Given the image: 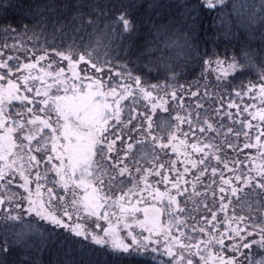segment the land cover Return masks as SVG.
Masks as SVG:
<instances>
[{"label": "snow or ice", "instance_id": "snow-or-ice-1", "mask_svg": "<svg viewBox=\"0 0 264 264\" xmlns=\"http://www.w3.org/2000/svg\"><path fill=\"white\" fill-rule=\"evenodd\" d=\"M163 7L165 5L157 0H41L27 9L21 4L0 5L5 14L12 9L26 10L34 17V23L47 24L49 14H55L52 22L61 29L72 26L73 31H87L89 35L100 30L107 36L126 35L129 38L138 30L136 11L143 8L147 13L150 10L159 11ZM236 7L233 0H173L167 5L170 13L167 24L161 25L149 20L155 33L153 41L131 45L127 54L136 55L139 60L141 56L149 55L153 49L158 51L155 40L159 38L166 44L169 40L171 45L179 43L186 56L200 59L205 66H209L212 61L203 60L199 45L207 42L201 36V33L207 35L204 9L215 10L214 27L222 37L233 35V28L242 26L246 29V39L240 45L244 52L243 65L252 68L255 62L261 66L258 93L264 103V0L258 17L254 10L246 19L239 12L233 17ZM61 16L63 19L59 18ZM14 31L16 29L9 26L5 29V34ZM169 33L172 35L169 36ZM256 33H259L258 38ZM253 40L258 44L255 52H251ZM3 47L7 48V43ZM13 49L19 50L15 44ZM56 54L62 61H67L70 76L63 67L51 71L52 63L42 66L41 62L49 59L46 54L33 53L34 59L20 63L19 57H5V53L0 51V207L5 208L0 219L6 224L8 221H22L23 213H27L52 226L46 234H40L38 243L32 239L37 232L32 221L21 229L6 226L0 234V264H42L40 258L45 251L52 257L48 264H134L135 257L142 256L149 249L156 253L161 248V255L169 257L164 264H194V256H199L200 264H240L234 258H225V242L238 240L239 242L230 246L233 253H238L241 247H252L250 243L243 241L245 236L254 233L246 230L248 226H239L246 218L244 215H236L234 204L246 202L247 197L254 193L260 197L259 203L264 207V164L256 165L248 172L230 167L229 162L216 154L219 148L211 137L189 145V134L183 132V138H179L177 133L181 132L184 123L192 126L191 113L188 117L176 115V125L167 120L157 123L156 126L162 132H167V142L164 137L153 134L152 115L157 109L168 111L165 96L170 95L172 100L178 99L174 86L163 88L159 84H149L141 76L133 75L126 64H121V71L114 73L120 78V83L106 86L102 77H81L79 66L84 64L94 69L95 73H103L104 65L111 64L110 60L99 62L87 47L78 57H73L70 48L67 52L57 51ZM14 60L15 64L10 63ZM222 63L216 61L218 67ZM237 67L238 63L234 58L229 70L234 71ZM111 72L112 69L109 68V73ZM227 74L225 71L221 72V76ZM85 80L88 83H83ZM35 82H38V86ZM243 87L247 93L257 91L256 85L251 81ZM244 94L243 88L235 92L237 97ZM191 95L198 96L199 93L191 92ZM140 99L149 102L152 115L137 111L134 105ZM128 100L132 101V106L124 104ZM180 106L183 107L182 100ZM196 107L203 108L204 105L198 103ZM125 108L129 109L127 121L122 119ZM227 108H236L239 116L238 104L230 102ZM215 111L220 114L219 110ZM243 111L248 112L249 108L245 107ZM228 116L232 118V113L229 112ZM138 117H143V121L134 125L132 122ZM257 118L264 122V110L252 115L253 120ZM239 123L240 130L229 128L228 132L237 138L243 136V149L256 148L259 156L264 158V140L261 139L264 137V127L260 128L253 143L250 136L253 128L251 122L241 120ZM197 124L206 125L198 128L200 133L217 131L208 119L200 121L199 113ZM113 128H117V131L110 132ZM124 128H128L127 141L124 140ZM133 131L140 134L139 138L132 135ZM117 141H121L119 149L116 147ZM189 147L193 152L202 154L199 160L191 159L187 152ZM227 147L243 151L239 149L238 143L234 145L229 142ZM168 148L184 157L181 161L184 164L183 173L178 172L176 161H171L167 166L169 172L176 173L174 180L165 174L166 165L159 162L160 156L156 152V149ZM210 156L233 173L229 178H225L222 171L219 173V211L225 213L227 227L224 231L217 227V210L205 204L211 218L204 216V223L200 226L194 224L190 231L182 230L186 228V222L177 213H185L187 210L180 206L177 197L187 191L181 187L182 183H187L184 177L190 171L189 165L192 169L205 165ZM130 158L136 164V172L141 173L138 178L132 177L126 163ZM141 160L146 163L150 161L151 167L141 168ZM232 163L242 162L237 160ZM42 164L45 166L43 172L40 171ZM207 171V166L201 168L196 179L199 180ZM50 172L54 173L51 177L53 185L59 184L65 194L71 192L70 200L66 201L64 195L57 196L54 187L47 188V202L42 198L41 188L49 180ZM217 173V167H212L213 178ZM126 174L132 187L125 191L124 181L118 178ZM149 175L160 177L161 182L165 185L170 183L171 188L165 192H161L159 188L154 189L148 181ZM34 181L35 195L30 188ZM215 182L213 179V183ZM14 184L23 189V193L14 192L11 187ZM113 186L121 188L118 196L111 191ZM245 189H251V192L241 196L240 193ZM145 193L153 203L141 208L139 205L144 203ZM198 194L193 185V195ZM212 195L215 199V190ZM133 196H138L139 199L133 202ZM233 197L236 198L235 202ZM53 201L59 202V211ZM25 202L27 207H23ZM230 205H233V214L228 216L227 209ZM138 213H142V218ZM84 217L94 218L95 221L103 220L107 227H101L97 223L89 231L79 222ZM163 217H167V223L163 222ZM113 218L115 223L111 222ZM248 219L252 220V228H259L261 239L255 243L264 248V220L257 221L251 216ZM233 223L238 226L233 228ZM121 228L126 231L131 243L125 242L121 237ZM56 229H62L69 235L64 236ZM197 233L201 236L198 237ZM14 254H19V258L12 259ZM249 264H264V258L260 261L249 258Z\"/></svg>", "mask_w": 264, "mask_h": 264}, {"label": "trees", "instance_id": "trees-1", "mask_svg": "<svg viewBox=\"0 0 264 264\" xmlns=\"http://www.w3.org/2000/svg\"><path fill=\"white\" fill-rule=\"evenodd\" d=\"M41 2V0H0V5L6 6L8 3L21 4L24 9H27L30 5H35ZM158 3H163L165 7L160 8L159 11H149L145 12L143 8L135 12V17L138 22L137 33L132 37L117 36H107L102 31L97 30L94 34L89 35L87 31L81 32L79 30L73 31L72 26H66L61 29L53 24V19L55 14H49V19L47 24L34 23V17L30 16L28 12L12 9L8 13H4L2 8H0V51L7 55H12L14 57H19V62H29V59H34L33 53L36 55L46 54L49 59L45 60V64L61 62L60 57L56 54L57 51L67 52L70 48L73 57H78L82 54L85 47L88 51L93 52V58L99 60L103 63L105 60H110L111 64L104 65L103 73H95L94 69L90 66L81 64V74L82 76L88 75L93 77H102L104 84L116 85L120 83V78L115 76L114 73L121 71L119 67L121 64H126L127 68L132 71L133 75L141 76L142 80L149 84H159L163 88H168L172 85L177 90V100H172L171 96H165L168 101L166 107L168 111H162L157 109L155 114L152 115L149 102L140 99L134 107L138 112H147L152 115L153 119V134L158 137H164L165 142H167V132H162L156 125L160 121H170L173 125L178 122L174 119L176 115L181 117H188L191 113V119L193 121L190 127L188 123H184L181 126V132L177 133L179 138H183L182 133L187 132L189 135L187 137L188 144L196 143L197 141H202L206 137H211L212 142L216 144L219 151L216 153L221 157L222 160L229 162L230 167H236L240 171L248 172L250 168L264 164V158L259 156L256 148L243 149V141L245 138L243 136L236 137L232 133L228 132L229 128L235 130L241 129V124L239 121L244 120L246 123L251 122L253 128L250 130V136L252 137V142H255V136L261 127H264V122H261L258 118L253 120L252 115L257 111L264 110V103L261 102L259 97L258 88L260 83L261 66L258 63L253 62L252 68H246L243 65L242 57L244 52L241 51L240 45L246 39L244 36L245 28L242 26L239 28H233V35L227 37H222L214 27V17L215 10L209 11L204 9V26L207 28V35L204 36L201 33L203 39L207 42H201L199 45V53L203 57V60H211L212 63L209 66H205L200 59H193L185 55V51L180 44L171 45V41L168 44L164 40L156 38L155 44L158 46L159 50L153 49L149 55L141 56L139 60L136 55H128L130 46L134 44L144 43L148 44L153 41L154 30L152 29V23H159L161 25L168 23L169 9L167 5L172 3L173 0H157ZM236 4V9L233 11V17L236 16V12H239L241 17L246 19L248 15L254 10L257 17L259 16V9L262 0H233ZM63 19V17H59ZM149 20L152 23H149ZM218 23V21H216ZM235 23V21H234ZM11 26V28L16 29L14 32H9L5 34V29ZM172 34L169 33V36ZM258 38L259 33H256ZM176 39L179 41V37ZM99 40V44L97 41ZM7 43L8 47L5 48L3 45ZM16 45L19 50H14L13 45ZM253 47L251 52L257 50L258 44L256 40L252 41ZM30 50V51H28ZM205 53H207L205 55ZM215 53V55H213ZM235 58L238 63V67L234 71L229 70V65L233 63ZM222 61L221 66H217L216 61ZM15 64L16 61L10 62ZM109 68L112 72L109 73ZM2 71V70H0ZM225 71L228 74L221 76V72ZM111 76V79H109ZM220 77V79H217ZM249 81L256 85L257 91L254 93H247L246 88L243 86L248 85ZM88 83L87 80L84 81ZM182 86V87H181ZM243 88L246 94L242 97H237L235 95L236 91H240ZM191 92H198V96H192ZM31 95V94H30ZM163 95V93H161ZM183 102V107L180 106V101ZM235 103L239 105L240 113L237 116V109H228V103ZM201 103L204 105L203 108H197L196 105ZM124 104L132 106V101H125ZM245 107L249 108L248 112H244ZM215 110H219L218 115ZM232 113V118H229L228 113ZM199 113L200 121L208 119L209 122L213 123L214 128L217 131L200 133L198 128L200 126L206 127L203 124H197V114ZM207 114V115H205ZM129 116V109L125 108L122 119L127 121ZM143 121V117H138L132 123L134 125H139ZM114 123V122H113ZM120 126H117L119 128ZM131 127V126H129ZM146 127V125H145ZM117 128H113L110 132H116ZM248 131V129H244ZM47 131V130H45ZM124 140L128 139V128H124ZM133 136L139 138V133L133 131ZM109 138H112L109 135ZM264 140V137L261 138ZM239 144V149L243 151L236 150L227 147V143ZM35 143V142H34ZM178 143V141L176 142ZM117 149L121 147V141H117ZM135 151V149H134ZM205 151H208L207 149ZM159 153L161 163L166 165L164 170L165 174L170 176L171 180L176 178L175 172L168 171V165L171 161H176V168L178 172H184V164L181 161L184 160L183 156L173 153L171 148L160 150L156 149ZM187 152L190 154L191 159L199 160L202 154H197L192 151L189 147ZM38 158H39V154ZM114 155V154H113ZM241 161L240 164H233L232 161ZM129 169L131 170L132 177L138 178L141 173L136 172V164L131 158L126 161ZM247 165V167H245ZM141 168L151 167V162L140 161ZM207 166L208 171L200 177L199 180L196 179L200 174V169ZM44 165L40 167V171H44ZM50 167V166H49ZM123 167V165H121ZM217 167L218 173L215 178L212 177L211 168ZM190 171L184 177L187 181L186 184L181 185L182 188H186L187 191L182 196H178L177 199L180 202V206L185 208L187 211L185 213H177L186 222V228L182 230L190 231L193 225L200 226L204 223L202 217L207 216L211 218V213L208 209L204 207L208 204L210 207L217 210V227L224 231L227 227V221L225 220V213L219 211V196L221 195L218 191V185H220V175L222 171L225 178H229L233 173L228 172L224 169L223 164H218L215 159L211 156L205 162V165H198L197 168L192 169L189 165ZM239 174V173H237ZM54 174L49 173V180L42 187L43 193H45V201L47 202V188L54 187L57 196L64 195L63 191L59 189L58 184L53 185L51 182V177ZM123 180L127 188L132 187V184L128 182V175L118 178ZM215 179V183H213ZM148 181L152 184L153 188H159L161 192L168 191L171 188V184L165 185L161 182V178L153 175L148 176ZM2 183V182H0ZM193 185H195L198 195H193ZM143 185H141L142 187ZM14 192L23 193V189L17 188L14 185L11 186ZM216 192L215 199L213 198V191ZM36 191V190H35ZM35 191H32L35 193ZM117 196L120 194L121 188L113 186L111 189ZM2 192V189H0ZM251 192V189H245L244 192L240 193L244 196L245 193ZM207 193V196H205ZM24 195H27L24 193ZM145 195L144 203L140 204L139 207L143 208L148 204L153 203L151 197ZM133 202L139 199L138 196L132 197ZM235 202L236 198H232ZM260 197L256 196L254 193L247 197L246 202L242 204H234L235 213L237 216L244 215L245 221L239 224L240 227H247V231H252L254 234L251 236H245L243 243H250L252 247L250 249H244L241 247L240 252L233 253L230 250V246L233 243L239 242L238 240H226V248L223 253L225 258H234L240 261V264H249V258L255 261H260L264 258V248H260L258 243L261 239L259 235V228H252V220L248 219L249 216L257 221L264 220V207L259 203ZM55 202V203H54ZM53 204L57 206L58 201H53ZM23 207H27L26 202ZM60 210V208H58ZM5 211L4 207H0V216L3 215ZM15 214V213H14ZM233 214V205H230L227 209V215L231 216ZM138 216L142 218V213H138ZM194 217L195 219H192ZM75 218V217H74ZM114 220V221H113ZM111 222L115 223L113 218ZM164 223H167V217L162 218ZM33 222V228L37 229L36 234L32 237L37 243L40 240V234L47 232L52 226L46 221H41L34 216H29L27 213H23L22 221H8L7 224L3 219H0V234H2L3 229L6 226H12L16 229H21L27 226V222ZM80 222V221H79ZM82 223H86L88 228H95L98 223L101 227H107V224L103 220L95 221L94 218L86 217L83 219ZM237 223H233L232 227H237ZM99 230V229H97ZM55 231L60 232L62 235H69L68 232L62 229H56ZM139 231L138 229L136 230ZM175 233V228L172 230ZM146 235V233H145ZM198 237L201 234H196ZM241 235H245L241 233ZM130 240V239H129ZM127 241V243L129 242ZM87 243V242H85ZM93 247H95L93 245ZM215 251V250H214ZM163 249H159L158 252L152 253L149 249L148 252L144 253L140 257L134 258V264H164V262L169 260L167 255H161ZM19 254H14L12 259H18ZM42 264H48V261L52 259L49 252L45 251L41 256ZM194 264H200L199 256L193 257Z\"/></svg>", "mask_w": 264, "mask_h": 264}, {"label": "rangeland", "instance_id": "rangeland-1", "mask_svg": "<svg viewBox=\"0 0 264 264\" xmlns=\"http://www.w3.org/2000/svg\"><path fill=\"white\" fill-rule=\"evenodd\" d=\"M60 61H61V62H55V63L52 64L53 67H52L51 71H57L60 67H63V68H65L66 74L70 76L71 74L67 72V61H62L61 59H60ZM41 65H42V66H46L45 61H42V62H41ZM80 67H81V65L79 66V70L81 71ZM80 74H81V72H80ZM81 77H84V76H82V74H81ZM83 83H85V82L83 81ZM35 84L38 86V82H35ZM85 84H86V83H85ZM53 91H55V88L53 89ZM41 115H43V114H41ZM113 154L115 155L116 153L114 152ZM57 163H58V162H57ZM41 166H43V164H42ZM41 166H40V167H41ZM50 173H51V172H50ZM51 174H54V173H51ZM58 186H59V184H58ZM30 188L32 189V191H35V190H36V184H35V181L33 182V184L30 185ZM58 188L61 189V190L63 191V193H64V190H63L60 186H59ZM41 193H42V198L45 200L46 196H45V193H43V189H42V188H41ZM33 195H35V193H33ZM64 196H65V200H66V201H68V200H70V199L72 198V196H71V192H69L68 194H65V193H64ZM47 198H49V195H48V194H47ZM54 203H55V202H54ZM55 207H56V210L59 211L58 208H60V205L58 204V205L55 206ZM85 218H86V217L82 218V219L80 220V223H82L83 219H85ZM73 219L75 220V218H73ZM113 221H114V220H113ZM112 223H114V222H112ZM82 224H83V225H84L89 231H92V229L88 228V225H87L86 223H82ZM120 235H121L122 238L125 239V242H127V241L129 240V238H127V233H126V231H125L123 228H121ZM128 243H131V241L129 240Z\"/></svg>", "mask_w": 264, "mask_h": 264}]
</instances>
